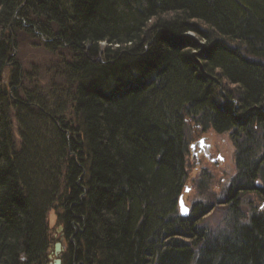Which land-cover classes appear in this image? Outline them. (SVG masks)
<instances>
[{
    "label": "trees",
    "instance_id": "16d2710c",
    "mask_svg": "<svg viewBox=\"0 0 264 264\" xmlns=\"http://www.w3.org/2000/svg\"><path fill=\"white\" fill-rule=\"evenodd\" d=\"M208 130L235 173L181 218ZM263 205L264 0H0V264L51 262V210L62 264H264Z\"/></svg>",
    "mask_w": 264,
    "mask_h": 264
},
{
    "label": "rangeland",
    "instance_id": "374dc122",
    "mask_svg": "<svg viewBox=\"0 0 264 264\" xmlns=\"http://www.w3.org/2000/svg\"><path fill=\"white\" fill-rule=\"evenodd\" d=\"M30 45V43H26V45L23 46V59H28L30 62L40 64L42 71H44L45 67L49 66L48 63L51 60V56L47 52H44L42 49L34 47L32 48L30 47ZM102 45L103 46L100 47L103 49L106 46V43L104 42L102 43ZM42 75H45V73ZM200 136L208 137L207 144L210 146V149H208V154L210 155V157H195L192 153L193 150L190 149V180L186 183V186L182 193L183 199L188 208H191L193 203H205L207 202L206 200H209V202L214 201L216 198L222 195L224 189L227 188L230 179L235 173L233 160L234 148L232 142L229 139V136L227 134L217 135L210 130L205 131L204 133H200ZM198 138L199 137H196L193 143L197 142ZM196 153H199L198 150L196 151ZM203 171H206L211 175V183L209 185V183L206 182V184L209 185L207 186V189L204 188L203 191H198L195 189L194 180L197 178V174ZM202 183L204 184V182ZM185 190H187V192H185ZM250 204L254 205L260 203L254 197ZM259 210H264V205L262 207L259 206ZM217 211L213 210L210 214L204 217V225L206 223L210 227H219L221 225L224 218V212ZM58 212L59 214L61 213L60 210H58ZM57 219L58 218L56 216V213L51 210L48 214L49 229L55 242H59L61 240L63 253V249H65V238L61 235V233H58L60 225L58 224ZM49 259L51 260L49 264H52L53 256H49Z\"/></svg>",
    "mask_w": 264,
    "mask_h": 264
},
{
    "label": "water",
    "instance_id": "95a60500",
    "mask_svg": "<svg viewBox=\"0 0 264 264\" xmlns=\"http://www.w3.org/2000/svg\"><path fill=\"white\" fill-rule=\"evenodd\" d=\"M200 144H201V141L197 143L198 146H200ZM194 146L195 145L191 146V148L194 149ZM185 192H187V190H185ZM177 204H178V212H179L180 217L187 218L189 215V208L185 205V202L183 200V195H181L178 198ZM185 209H187V211H185ZM60 232H61V228L58 229V233ZM61 253H62V245L61 243L57 242L54 244L53 252L51 255L53 256L52 264H62Z\"/></svg>",
    "mask_w": 264,
    "mask_h": 264
},
{
    "label": "flooded vegetation",
    "instance_id": "af4514ba",
    "mask_svg": "<svg viewBox=\"0 0 264 264\" xmlns=\"http://www.w3.org/2000/svg\"><path fill=\"white\" fill-rule=\"evenodd\" d=\"M207 139H208L207 136H205V137L204 136H200L199 137L198 141L199 140H203V141H201V144H200L201 148L198 145L194 148L193 155L195 157H197V156H203V157H206V158L210 157V155L208 154V152H209L208 149H210V146L207 144ZM197 150L199 152L198 154L196 153ZM61 235L63 236V232H61Z\"/></svg>",
    "mask_w": 264,
    "mask_h": 264
},
{
    "label": "bare ground",
    "instance_id": "6f19581e",
    "mask_svg": "<svg viewBox=\"0 0 264 264\" xmlns=\"http://www.w3.org/2000/svg\"><path fill=\"white\" fill-rule=\"evenodd\" d=\"M185 37H187V38H189V39H193V37H194V35H192V33H187L186 35H185ZM194 40V39H193ZM201 45H203V43H201ZM100 46L102 47L103 45H102V43L100 44ZM106 46H107V44H106ZM105 46V47H106ZM100 47V48H101ZM104 47V48H105ZM104 48H103V50H104ZM102 49V48H101ZM17 52L15 51V54H16ZM18 54V53H17ZM13 56H14V54H13ZM12 56V60H13V62H12V64H15V63H17V62H15V59H14V57ZM97 60L98 61H100L101 60V56H99L98 58H97ZM66 134H68V132H66ZM224 134H227V135H229V133L227 132V133H224ZM180 216V215H179ZM189 216V215H188ZM182 218V217H181ZM61 228H62V226H60ZM63 230V229H62ZM62 261V260H61Z\"/></svg>",
    "mask_w": 264,
    "mask_h": 264
},
{
    "label": "snow or ice",
    "instance_id": "6c2138e0",
    "mask_svg": "<svg viewBox=\"0 0 264 264\" xmlns=\"http://www.w3.org/2000/svg\"><path fill=\"white\" fill-rule=\"evenodd\" d=\"M185 211H187V209H185Z\"/></svg>",
    "mask_w": 264,
    "mask_h": 264
}]
</instances>
